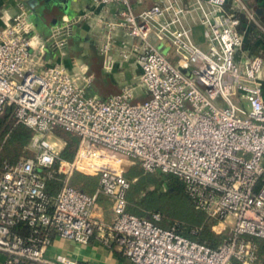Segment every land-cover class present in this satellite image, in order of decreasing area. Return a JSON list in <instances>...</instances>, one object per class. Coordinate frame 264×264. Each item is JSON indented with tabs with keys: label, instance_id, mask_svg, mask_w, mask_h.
Wrapping results in <instances>:
<instances>
[{
	"label": "built area",
	"instance_id": "1",
	"mask_svg": "<svg viewBox=\"0 0 264 264\" xmlns=\"http://www.w3.org/2000/svg\"><path fill=\"white\" fill-rule=\"evenodd\" d=\"M98 3L116 6L109 19L98 21L106 36V69L115 68L112 55L119 51L140 71L139 84L108 99L87 94L94 76L83 65L71 70L46 59L48 51L67 46L75 21L66 18L43 36L34 12L23 5L0 25V115L13 107L17 123L35 133L33 154L5 162L0 174L3 264H90L50 258L56 237L117 248L129 264H258L255 239L264 240V57L246 51L239 27L245 18L264 34V24L246 0H196L191 8L182 0H156L141 13L131 0ZM227 6L237 12L226 16ZM197 16L208 50L194 41L188 24ZM215 16H226V23ZM137 87L146 100L135 97ZM58 130L80 140L72 160L61 155L66 141L49 139ZM137 167L182 181L196 210L215 221L213 232L227 235L223 244L193 241L179 223L165 228L158 212L130 213L127 196L137 179L129 176ZM77 174L99 180L94 193L73 183ZM49 180L59 184L55 193ZM102 197L111 203L110 220L98 215Z\"/></svg>",
	"mask_w": 264,
	"mask_h": 264
},
{
	"label": "crops",
	"instance_id": "2",
	"mask_svg": "<svg viewBox=\"0 0 264 264\" xmlns=\"http://www.w3.org/2000/svg\"><path fill=\"white\" fill-rule=\"evenodd\" d=\"M155 1L131 0V3L134 10L141 13L152 7ZM246 1L253 8L258 19L261 22L264 21V0ZM182 2L186 8H191L196 0H182ZM23 5L34 12L35 25L43 36H48L51 28L61 24L66 18L76 22L67 46L62 51H48L46 59L51 62L64 63L71 70H79L81 65L86 67L87 73L94 76L91 84L86 87L89 96L108 99L121 93L130 84H139L140 71L124 63L120 58L119 51H115L112 55L117 62L115 68L108 70L105 67L106 58L101 53V49L106 43V36L98 21L100 18L109 19L116 11V6H100L98 0H0V25L3 23L2 20H8L15 16ZM225 12L227 16L236 13L237 10L233 6H227ZM226 16H215V18L225 24ZM198 19V16L194 18V21L189 19L188 24L192 27L194 41L202 49L208 50L210 45L205 38V27L200 24ZM241 20L242 25L239 27V32L245 35L246 51L251 56L261 55L264 57V34L254 24H249L245 18ZM120 38L127 39V36L121 33ZM161 47L164 52L172 51L169 45L161 44ZM172 59L177 62L175 53L172 54ZM185 71L188 72V70ZM137 88L135 97L141 101L146 100L148 95L142 88ZM100 206L101 211L98 212V215L110 220L111 203L102 197ZM58 255H65L90 264H129L117 248H107L95 240L89 245H81L56 237L48 250V256L55 258ZM5 259V254L0 252V264H3Z\"/></svg>",
	"mask_w": 264,
	"mask_h": 264
},
{
	"label": "trees",
	"instance_id": "3",
	"mask_svg": "<svg viewBox=\"0 0 264 264\" xmlns=\"http://www.w3.org/2000/svg\"><path fill=\"white\" fill-rule=\"evenodd\" d=\"M262 23L264 24V21ZM13 111V107H8L4 114L0 115V174L5 162L15 164L31 156L30 144L35 133L25 125L17 123ZM64 137L67 146L61 155L65 159L72 160L80 140L70 133H66ZM129 179H137L132 184L127 196L130 213L146 217L158 212L162 214L160 225L165 228L179 223L182 227L181 233L193 241L205 243L212 248L223 244L227 235H217L213 232L212 227L215 221L208 220L202 212L196 210L186 193L183 182L178 178L173 175L147 174L143 170L136 169ZM73 183L87 193H94L99 185V180L77 174ZM162 183L164 184L163 189ZM48 186L49 190L55 193L59 184L57 180H49ZM261 186L262 183L258 186L257 191ZM161 200L172 201V205L170 207L160 206ZM178 203L181 204L182 211H178L180 210ZM193 229H198V233L193 234ZM255 242L258 246V264H264V240L255 239Z\"/></svg>",
	"mask_w": 264,
	"mask_h": 264
},
{
	"label": "rangeland",
	"instance_id": "4",
	"mask_svg": "<svg viewBox=\"0 0 264 264\" xmlns=\"http://www.w3.org/2000/svg\"><path fill=\"white\" fill-rule=\"evenodd\" d=\"M135 85H137V83H135ZM136 90H138V88ZM65 135H66V133H64L61 130H58V131H55L54 134H51V136L49 137V139L52 140V141H55V142H57L59 144H62V143H64V141H66V139L64 137ZM30 151H31V154L30 155H32L33 154V150L30 149ZM137 169L138 170H142L141 167H137ZM163 187H164V184L162 183V189H163ZM150 188H153V186H150ZM159 204H160V206L170 207L172 205V201L169 202V201L161 200ZM178 205H179L178 206V209H180L178 211H182L181 210L182 209L181 204L178 203Z\"/></svg>",
	"mask_w": 264,
	"mask_h": 264
}]
</instances>
